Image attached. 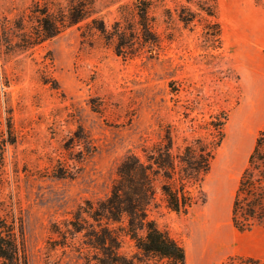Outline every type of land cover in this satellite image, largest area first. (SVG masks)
<instances>
[{"label":"rangeland","instance_id":"obj_1","mask_svg":"<svg viewBox=\"0 0 264 264\" xmlns=\"http://www.w3.org/2000/svg\"><path fill=\"white\" fill-rule=\"evenodd\" d=\"M70 1L0 0V127L9 118L15 135L4 150L0 216L21 231L27 264H85L70 247L48 248L52 223L68 219L86 200L107 197L119 163L156 141L167 124L190 136L183 112L195 101L190 116L198 121L228 113L203 182L206 200L187 214L159 205L150 218L183 245L186 264H205L200 254L208 246L222 251L212 264L232 256L264 260V228L240 232L230 221L239 177L264 131V0H217V50L206 47L203 24L185 28L177 19L182 5L198 12V0H157L153 15L162 44L153 58L116 56L97 35L82 37L85 22L29 44L39 31L34 5L67 12ZM133 1L92 0V9L109 26L120 19L121 5L133 16ZM169 82L179 86L177 95ZM76 136L95 147L82 161ZM57 168L74 176L57 177ZM124 249L132 251L131 244Z\"/></svg>","mask_w":264,"mask_h":264},{"label":"trees","instance_id":"obj_2","mask_svg":"<svg viewBox=\"0 0 264 264\" xmlns=\"http://www.w3.org/2000/svg\"><path fill=\"white\" fill-rule=\"evenodd\" d=\"M190 3L192 0H186ZM92 0H71L67 12H51L47 6L35 4L34 13L39 31L29 37L31 45L59 35L66 28L85 22L82 37L97 35L112 52L124 59L147 54L155 57L161 38L155 31L153 10L157 0H134L132 15L127 5L119 7L120 19L107 25L94 15ZM198 12L180 6L176 13L183 26L198 21L203 24L204 42L212 50L220 48L221 26L217 21V0H198ZM166 16L171 19L170 11ZM169 92H179L176 82L168 83ZM177 103V100H174ZM199 101L185 106L184 119L189 120L190 136L179 135L172 124L162 128L156 141L142 145L140 153L124 157L116 169L110 193L98 201L86 200L70 212L69 218L50 226L47 245L50 250L67 247L82 255L85 264H186L183 245L167 230L158 227L150 211L159 205L177 214H187L206 200L203 182L225 137L228 113H209L198 121L191 113ZM82 146L78 161L95 151L88 139L76 136ZM15 143L11 121L0 127V181L4 150ZM57 177H73L70 168L53 170ZM230 221L240 232L264 228V131L255 138L234 192ZM129 242L132 251L124 249ZM0 263L27 264L21 231L0 216ZM223 264H264V260L232 256Z\"/></svg>","mask_w":264,"mask_h":264},{"label":"bare ground","instance_id":"obj_3","mask_svg":"<svg viewBox=\"0 0 264 264\" xmlns=\"http://www.w3.org/2000/svg\"><path fill=\"white\" fill-rule=\"evenodd\" d=\"M241 153H242V150H239L238 155H240ZM206 248L207 250L203 251V253L200 254V258L202 262H204L205 264H212L215 261L216 257L222 254V251L218 249L210 251L209 246Z\"/></svg>","mask_w":264,"mask_h":264}]
</instances>
